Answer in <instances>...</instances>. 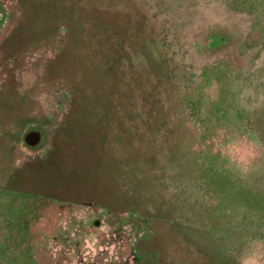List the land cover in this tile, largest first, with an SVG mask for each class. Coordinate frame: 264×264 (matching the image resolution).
<instances>
[{
	"label": "rangeland",
	"instance_id": "rangeland-1",
	"mask_svg": "<svg viewBox=\"0 0 264 264\" xmlns=\"http://www.w3.org/2000/svg\"><path fill=\"white\" fill-rule=\"evenodd\" d=\"M264 264V0H0V264Z\"/></svg>",
	"mask_w": 264,
	"mask_h": 264
},
{
	"label": "clouds",
	"instance_id": "clouds-1",
	"mask_svg": "<svg viewBox=\"0 0 264 264\" xmlns=\"http://www.w3.org/2000/svg\"><path fill=\"white\" fill-rule=\"evenodd\" d=\"M241 264H256V261L253 258H246L241 261Z\"/></svg>",
	"mask_w": 264,
	"mask_h": 264
}]
</instances>
